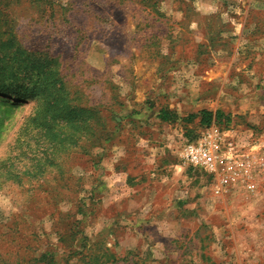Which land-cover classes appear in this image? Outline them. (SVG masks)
<instances>
[{
  "label": "rangeland",
  "instance_id": "rangeland-1",
  "mask_svg": "<svg viewBox=\"0 0 264 264\" xmlns=\"http://www.w3.org/2000/svg\"><path fill=\"white\" fill-rule=\"evenodd\" d=\"M0 31V264H264V0H0ZM202 109L254 190L175 167Z\"/></svg>",
  "mask_w": 264,
  "mask_h": 264
},
{
  "label": "built area",
  "instance_id": "built-area-1",
  "mask_svg": "<svg viewBox=\"0 0 264 264\" xmlns=\"http://www.w3.org/2000/svg\"><path fill=\"white\" fill-rule=\"evenodd\" d=\"M179 157L184 166L215 177L218 182L216 194L235 183H241L247 190L255 189V162L252 156L245 145L217 124L206 128L196 139L186 141Z\"/></svg>",
  "mask_w": 264,
  "mask_h": 264
},
{
  "label": "trees",
  "instance_id": "trees-1",
  "mask_svg": "<svg viewBox=\"0 0 264 264\" xmlns=\"http://www.w3.org/2000/svg\"><path fill=\"white\" fill-rule=\"evenodd\" d=\"M23 62L24 63L22 65H20L19 68H20V70H27L26 73H27V77H28L29 82L34 80L33 76H35V75L40 76L39 72H34L35 69H36V64L33 63L32 60L24 59ZM18 72L17 73H11V75H12V77L14 79L18 78V76H19ZM20 77L21 76H19V78ZM10 86H11V88H15V90L16 91L18 90V92H19L23 88H25L26 90H30L32 88L34 89L37 86V84L34 83V85H31L32 87H29L30 83H28L27 86L23 85V84L13 83V84L9 85L8 87H10ZM24 86H26V87H24ZM2 88H6V86H4ZM224 116H225L224 113L222 111H220V110H217L216 112H213L211 110L202 109L198 113H192V114L188 115V117L184 118V120L186 122H188V123H191L196 118L199 117L201 126L206 129V128H209L212 124H220V123H222L221 121H222V118ZM159 117L161 118V120H163L165 122H174V121L180 119V117H178L176 114L171 113V112L167 111L166 109H163L159 113ZM71 118H72V115L69 116V115H65L64 113H62V115H61V113H59L58 111L57 112H53L52 111V113L50 111H47L46 115H44V117H43L44 120L40 121L41 125L39 126L38 132L34 135V137L36 138V142H35L36 149L39 146H43L45 148L44 150H47V149H49L51 147V143H52L53 140L50 138L49 132L51 130L50 128H51V121L52 120L61 119L62 121L68 122V119H71ZM227 120L230 121V119H227ZM197 137H195V138H193L191 140H194ZM189 168H191V167H189ZM106 257H109L110 259L112 258L113 262H116L118 260V258L112 253H108L106 255ZM99 263L100 262H99V258L98 257H94L90 261V264H99Z\"/></svg>",
  "mask_w": 264,
  "mask_h": 264
},
{
  "label": "crops",
  "instance_id": "crops-1",
  "mask_svg": "<svg viewBox=\"0 0 264 264\" xmlns=\"http://www.w3.org/2000/svg\"><path fill=\"white\" fill-rule=\"evenodd\" d=\"M175 167L180 168V169H184V165H180V164H177Z\"/></svg>",
  "mask_w": 264,
  "mask_h": 264
}]
</instances>
